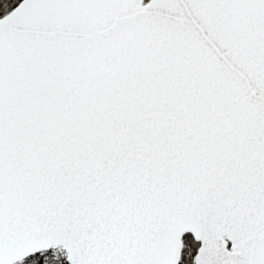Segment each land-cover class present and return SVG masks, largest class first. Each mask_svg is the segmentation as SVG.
I'll list each match as a JSON object with an SVG mask.
<instances>
[{
    "label": "snow or ice",
    "instance_id": "1",
    "mask_svg": "<svg viewBox=\"0 0 264 264\" xmlns=\"http://www.w3.org/2000/svg\"><path fill=\"white\" fill-rule=\"evenodd\" d=\"M0 264H264V0H0Z\"/></svg>",
    "mask_w": 264,
    "mask_h": 264
}]
</instances>
